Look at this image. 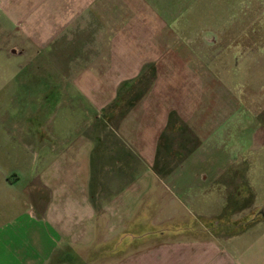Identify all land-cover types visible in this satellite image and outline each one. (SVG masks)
Instances as JSON below:
<instances>
[{
	"label": "crops",
	"instance_id": "1",
	"mask_svg": "<svg viewBox=\"0 0 264 264\" xmlns=\"http://www.w3.org/2000/svg\"><path fill=\"white\" fill-rule=\"evenodd\" d=\"M197 1L0 0V46L20 59L18 81L46 84L42 103L60 94L39 128L17 130L15 149L8 152L0 137V264H74L93 249L91 255H100L87 260L102 264H264V218L237 235L201 243H146L135 236L136 225H128L140 206L136 223L144 227L148 214L138 202L151 184L135 190L140 168L150 178L159 138L169 127L172 134L183 132L193 116L145 101L143 123L129 114L126 141L105 118L111 104L121 102L120 88L142 71L144 80L152 71L175 70L178 79L200 81L197 52L184 46V39L195 38L190 13ZM137 134L143 136L138 147ZM231 195L224 211L234 198L249 199L244 189Z\"/></svg>",
	"mask_w": 264,
	"mask_h": 264
},
{
	"label": "rangeland",
	"instance_id": "2",
	"mask_svg": "<svg viewBox=\"0 0 264 264\" xmlns=\"http://www.w3.org/2000/svg\"><path fill=\"white\" fill-rule=\"evenodd\" d=\"M190 14L195 38L184 39V46H192L197 52L193 62L198 60L195 68L200 81L178 79L175 70L152 71L144 80L147 73L142 71L132 85L120 88L121 102L115 107L111 104L113 108L105 118L116 131V137L126 141L129 114L135 115L137 124L143 123L146 102L157 110L176 108L185 116H195L194 120L186 121L183 132L172 134L169 127L170 134L159 138L150 178L147 168H140L144 174L140 172L135 190H144L140 186L151 184L138 202L149 207L148 214L144 216V227L139 225L140 206L128 225L131 228L135 224V236L146 239V243L164 239L219 241L252 229L264 218V185L260 182V179L264 181V0H198ZM20 63L19 58L6 56L0 46V131L7 132V136L0 137L2 142L7 141L8 152L15 149L11 141L17 130L23 124L29 129L39 128L55 111L60 96L52 94L42 103L46 84L20 83L17 79L21 75ZM161 75L163 84L159 86L156 82ZM105 94L112 95L113 88L106 87ZM31 114L39 117L25 120ZM230 114L233 133L217 135L216 144H210L215 128ZM27 121L32 126H26ZM238 128L250 130L249 143L253 145L249 150H242L240 142L232 147L239 136L235 135ZM243 135L240 138L246 136ZM142 138L136 135L137 147ZM223 141L231 143L230 149L223 150ZM189 146L193 151H188ZM230 153L235 159L230 166L222 165L223 158L224 163L230 162ZM212 157L216 159V166ZM243 189L244 196H249L247 202L234 198L224 211L229 195L234 197ZM120 248L123 252L124 248ZM107 250L105 247L98 251L102 255ZM93 252L94 249L89 257L83 255L84 260L74 264H102L87 260L100 255H91Z\"/></svg>",
	"mask_w": 264,
	"mask_h": 264
},
{
	"label": "flooded vegetation",
	"instance_id": "3",
	"mask_svg": "<svg viewBox=\"0 0 264 264\" xmlns=\"http://www.w3.org/2000/svg\"><path fill=\"white\" fill-rule=\"evenodd\" d=\"M211 70V69H210ZM215 71V70H214ZM217 80H221L222 81V79H217ZM229 82V81H228ZM237 99L239 100V101H241L240 99H239V97H237ZM235 114H239L238 113V111L237 112H235ZM193 116V115H192ZM193 120L195 119V116H193V118H192ZM234 119H236V118H234ZM184 124H186V123H184ZM184 124H182V129L183 130H185V125ZM231 125H232V114H230L229 116H227L226 117V119H225V121L222 123V124H220L217 128H215L216 129V131H215V133L211 136V138H213V143L212 142H210V144H216V142H215V137L217 136V135H221L222 133L223 134H227V132H229V136H231V133H233V131H234V127H231ZM236 131H239V132H237L235 135H239L238 137H237V139H236V142L234 143V145H232V147H235V144L237 143V142H240V145H239V147L242 149V150H249V147H252V145L253 144H251V143H249V136H248V133H249V131L250 130H247V129H243V130H241L240 128H238ZM242 132H244V133H242ZM242 134H244V135H246V136H244V137H242V138H240V136L242 135ZM252 134V133H251ZM229 140V139H228ZM248 143H249V145H248ZM208 144H209V142H208ZM229 145H231V143L228 141V143H227V141H223V143H222V147H225V149L226 148H229L230 149V147L231 146H229ZM229 157H230V159H229V161L230 162H228V163H231V162H233V160L235 159L234 158V155L232 154V153H230V155H229ZM228 160V159H227Z\"/></svg>",
	"mask_w": 264,
	"mask_h": 264
},
{
	"label": "water",
	"instance_id": "4",
	"mask_svg": "<svg viewBox=\"0 0 264 264\" xmlns=\"http://www.w3.org/2000/svg\"><path fill=\"white\" fill-rule=\"evenodd\" d=\"M262 211H263V213H264V209H263Z\"/></svg>",
	"mask_w": 264,
	"mask_h": 264
}]
</instances>
